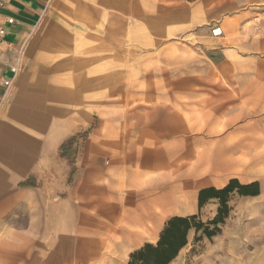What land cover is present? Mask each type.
Wrapping results in <instances>:
<instances>
[{"label":"rangeland","instance_id":"1","mask_svg":"<svg viewBox=\"0 0 264 264\" xmlns=\"http://www.w3.org/2000/svg\"><path fill=\"white\" fill-rule=\"evenodd\" d=\"M71 1L72 15L84 19L76 29L77 45L87 43L94 51L78 57L83 63L94 60L86 67L91 77L62 72L66 84L54 82L53 89L64 91V98L74 97L73 84L83 92L74 99L77 130L62 144V164L69 163L67 185L87 211L81 207L71 217L78 225L67 251L57 245L31 249L41 255L51 249L46 260L54 259L46 264H111L115 255V263L127 264L132 252L118 251V235L113 241L110 235L127 189L140 195L132 208L144 197L159 201V208L150 202L151 217L163 219L159 239L177 215H198L196 222L214 229L209 222L219 213L220 199L200 208L199 192L236 179L240 185L258 183L251 189L258 193L231 192L221 231L209 238L192 229L172 264H208L211 257L217 264H264V0ZM30 38L15 51L18 76ZM129 155L136 163L127 169H142L148 161L151 171L141 177L121 173L119 160ZM116 161V170L99 171ZM162 200L172 201L174 210L161 212ZM34 211L31 220L38 215ZM90 211L99 217L87 219ZM125 225L149 231L150 220L138 229ZM36 255L31 251V262Z\"/></svg>","mask_w":264,"mask_h":264},{"label":"crops","instance_id":"2","mask_svg":"<svg viewBox=\"0 0 264 264\" xmlns=\"http://www.w3.org/2000/svg\"><path fill=\"white\" fill-rule=\"evenodd\" d=\"M67 3L68 0H5V4L0 5V24L7 31L5 39L12 44V48L5 46L4 56L0 57L6 75H13L8 66L16 61L15 51L28 36L31 37L27 43L25 69L17 75L10 89L0 86V264H46V261L54 259L50 256L46 260L51 249L42 255L40 249H31L30 245L35 244L43 248L57 245L61 253L67 251L65 246L73 241L71 239L78 225L76 220L71 222V217L74 218L77 209L86 208L77 204L75 193L67 185V175L71 173L69 163L62 164V144L77 130L72 115L76 105L74 99L81 98L83 92L73 84L71 92L74 97L64 98L66 93L54 90L53 83H65L67 79L62 72L68 76L78 73L82 77L85 72V80L91 77L86 75V67L94 60L83 63L78 57L94 51L88 50L87 43L77 45L80 35L76 36V29L84 25V19L72 15L75 6L70 9ZM83 4L86 5L84 0ZM10 18H14L13 23L9 22ZM62 36L69 37V41L57 39ZM213 62L217 63L214 59ZM119 161L121 173L141 177L143 172L148 174L151 171L148 161L142 169L138 165L137 170L127 169L125 165L136 163L131 155ZM118 164V161L111 162L106 170L100 166L99 171L112 172ZM63 170L64 173H61ZM127 190L126 196L117 203L121 209L115 212L114 232L110 235L111 241L118 235L114 240L117 250H126L128 255L145 243H156L159 223L163 219L162 216L151 217L150 202L159 208L156 198L144 197L135 203L139 204L138 207L132 208L130 203H134V197L139 198L140 195L134 188ZM107 193L104 189L103 194ZM123 205L129 207L122 208ZM174 208L172 201L162 200L161 212L173 211ZM31 209L38 214L32 220L29 219ZM23 213L27 217L24 218ZM85 216L92 220L99 214L90 211ZM145 219L150 220L149 231H132L125 225L128 222L135 228H141ZM124 229H128L127 233ZM111 241L108 238V243ZM80 243L85 245L86 240ZM31 251L37 254V260L35 258L32 262ZM113 257L111 264H117L118 259ZM211 258L208 264H217L216 258ZM121 264H124L123 261Z\"/></svg>","mask_w":264,"mask_h":264},{"label":"trees","instance_id":"3","mask_svg":"<svg viewBox=\"0 0 264 264\" xmlns=\"http://www.w3.org/2000/svg\"><path fill=\"white\" fill-rule=\"evenodd\" d=\"M257 186L258 183L240 185L236 179H233L224 188L201 189L199 192L200 208L211 198L220 199L219 213L209 222L216 227L212 229L209 225L205 226L202 221L196 222L198 215L173 216L166 222L157 242L146 243L133 251L127 264H171L189 243V232L192 229H195L196 232L203 231V234L209 238L221 231L218 225L223 223L229 215L228 196L231 192L238 190L241 194H257L256 190H251Z\"/></svg>","mask_w":264,"mask_h":264},{"label":"built area","instance_id":"4","mask_svg":"<svg viewBox=\"0 0 264 264\" xmlns=\"http://www.w3.org/2000/svg\"><path fill=\"white\" fill-rule=\"evenodd\" d=\"M4 4H5V0H0V5H4ZM9 22L13 23L14 18H10ZM6 33H7L6 29L3 27V25L0 24V56L4 54L5 46L9 45L8 41L5 39ZM9 69L13 73L12 76L6 75L5 70H3L0 64V86H3L7 89L12 84L13 79L18 72V66L11 65Z\"/></svg>","mask_w":264,"mask_h":264},{"label":"bare ground","instance_id":"5","mask_svg":"<svg viewBox=\"0 0 264 264\" xmlns=\"http://www.w3.org/2000/svg\"><path fill=\"white\" fill-rule=\"evenodd\" d=\"M256 18H260V17L257 16ZM214 31H215V30H214ZM8 44H9L10 48H12V44H11L10 42H8ZM20 52H21V51H20ZM11 65H12V66H18V72H19V70H20V59H19V60H16L15 63H13V64H11ZM18 72H17V74H18ZM17 74L15 75V77H14V79H13V82H14V80L16 79ZM13 82H12V84L8 87V89L13 85Z\"/></svg>","mask_w":264,"mask_h":264}]
</instances>
